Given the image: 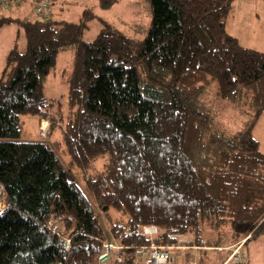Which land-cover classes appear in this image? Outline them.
<instances>
[{
  "label": "trees",
  "instance_id": "1",
  "mask_svg": "<svg viewBox=\"0 0 264 264\" xmlns=\"http://www.w3.org/2000/svg\"><path fill=\"white\" fill-rule=\"evenodd\" d=\"M144 1L149 25L130 36L104 22L90 41L89 9L77 21L0 10V27L16 23L24 37L0 75V264H98L107 235L120 264L178 236L219 255L264 237V154L252 135L264 53L226 31L233 0ZM60 51L72 53L66 107L42 91ZM225 105L237 130L224 128ZM23 115L48 121L44 139L54 132L57 146L18 140Z\"/></svg>",
  "mask_w": 264,
  "mask_h": 264
},
{
  "label": "rangeland",
  "instance_id": "2",
  "mask_svg": "<svg viewBox=\"0 0 264 264\" xmlns=\"http://www.w3.org/2000/svg\"><path fill=\"white\" fill-rule=\"evenodd\" d=\"M53 2L54 3L50 2V4H47V8H45V11L42 12V15L39 14L37 3L34 0H24V2L20 5L15 4L14 6H8L7 8L4 7L0 10L4 11L7 15L12 16L13 18H24L25 15H39L44 17L47 15H54L61 20L77 21L81 17L83 11L85 9H89L93 12L95 17L88 23V28L83 34L84 40L87 41H90L95 37L104 22L121 29L130 36L134 35L132 30L134 25L132 24H142L143 26H147L150 23V16L147 14L145 7L146 2L144 0H116V2L108 9H100L97 4V0H54ZM261 2H263V7H257L255 9L251 3H245L244 0H233L229 15L230 17L232 16V20L231 24L226 27V31L229 33H235L242 46L264 53V1ZM251 8H253V10H251ZM14 43L18 46V48L23 49L24 37L20 26L16 23L1 26L0 75L5 64L6 54ZM71 60L72 53L70 51H60L57 55L55 68L46 77L42 86V91L45 96L59 100L64 107H66L68 93L66 76L70 69ZM221 116L225 129L237 130L241 127L240 122L237 119L238 117L236 112L231 107L225 105ZM21 119L23 127L18 140H46L55 144V140L53 138L55 137V134H53L54 132L47 139H44L45 136L48 135V121H42L37 124L36 119L29 115H23L21 116ZM252 135L258 140L259 149L264 154V113L258 120ZM56 146L57 145L55 144L54 147ZM59 148L61 149L60 146ZM96 165L100 166L101 162L99 161ZM69 170L73 169L69 168ZM69 173L73 174L72 171H69ZM78 176L82 177L79 173ZM1 198L2 192L0 193V199ZM52 226L60 227V224L53 221ZM108 237L110 236L107 235V238ZM65 240H67V238ZM183 240H185V238ZM66 245L67 244H65V246ZM178 245H180L183 250L177 248ZM202 245L203 246L199 247L193 245V248L192 245L186 244V241H181L176 246H171L173 263L181 264V259H183L185 255V250L186 252L189 251L190 264H198L197 252L206 250L209 252L208 255L213 257L210 264H264V237L253 239L241 248L240 245L227 246L226 249L223 250L224 252L220 253L223 255V260L218 259L217 255L219 252L215 251L216 249H209L205 244ZM179 250H182L183 252L180 253ZM141 257L142 254L139 255L138 261ZM111 260L114 262V252L111 254Z\"/></svg>",
  "mask_w": 264,
  "mask_h": 264
},
{
  "label": "built area",
  "instance_id": "3",
  "mask_svg": "<svg viewBox=\"0 0 264 264\" xmlns=\"http://www.w3.org/2000/svg\"><path fill=\"white\" fill-rule=\"evenodd\" d=\"M5 5L8 4L7 1L3 2ZM48 0H39L37 3V9L39 14L41 15L43 11H45V8H47ZM48 15L46 16V18ZM4 208V201L1 198L0 199V212ZM51 230L54 233H59V228L52 226L51 223ZM107 231V229L105 228ZM144 232L150 236V239L152 235L157 233V229L155 227H146L144 228ZM108 234V231H107ZM67 238V237H66ZM64 238V239H66ZM178 243L183 240L182 236H178ZM65 244H67L65 246ZM204 244V242L202 243ZM64 246L66 249L69 248V240H65ZM193 246V245H192ZM199 247V246H197ZM171 246H159L154 243H151L148 246H143L140 248V254H142V257L140 258L141 264H173V258L170 255ZM177 248L183 249L178 245ZM194 248V246H193ZM209 248V247H208ZM210 249V248H209ZM122 246L115 242L112 238L108 237L106 238L103 243L101 250L97 256V263L98 264H120L122 262L123 256L121 254ZM114 252V262H111V254Z\"/></svg>",
  "mask_w": 264,
  "mask_h": 264
},
{
  "label": "crops",
  "instance_id": "4",
  "mask_svg": "<svg viewBox=\"0 0 264 264\" xmlns=\"http://www.w3.org/2000/svg\"><path fill=\"white\" fill-rule=\"evenodd\" d=\"M262 0H244V2L245 3H251L252 4V6L256 9L257 7H263L262 5V3L263 2H261ZM251 10H253V8H251ZM250 10V11H251ZM30 11V10H29ZM246 11H249V10H246ZM231 20H232V16L230 17L229 16V18H228V20H227V22H226V27L229 25V24H231ZM227 30V29H226ZM229 33V32H228ZM231 33V32H230ZM229 33V34H230ZM230 35H232V36H234V37H236L237 38V40L240 42V40L238 39V37H237V35L235 34V33H231ZM264 113V112H263ZM263 113L261 114V115H263ZM261 115H260V117H261ZM260 117L258 118V120L260 119ZM258 120H257V122H258ZM257 122H256V124H257ZM256 124L254 125V127H253V129H252V134H253V132H254V130H255V128H256ZM255 138V137H254ZM256 139V138H255ZM257 140V139H256ZM258 141V140H257ZM259 143V142H258ZM184 238H185V241H186V244H188V245H194V243H192V239H191V237H189V236H184ZM183 238V239H184ZM211 249V248H210ZM183 250V249H182ZM182 250H179V252L181 253V252H183ZM210 251H212V250H210ZM184 253H186V251L184 250ZM198 253V256H197V258H202V259H204V262H206V264H210V261H212L213 260V257L211 256V255H208L209 254V252H206V251H200V252H197ZM217 257H218V259H220L221 260V258L223 257V255L222 254H218L217 255ZM219 260V261H220ZM183 261V259H181V263H183L182 262Z\"/></svg>",
  "mask_w": 264,
  "mask_h": 264
},
{
  "label": "bare ground",
  "instance_id": "5",
  "mask_svg": "<svg viewBox=\"0 0 264 264\" xmlns=\"http://www.w3.org/2000/svg\"><path fill=\"white\" fill-rule=\"evenodd\" d=\"M45 126V125H44Z\"/></svg>",
  "mask_w": 264,
  "mask_h": 264
}]
</instances>
